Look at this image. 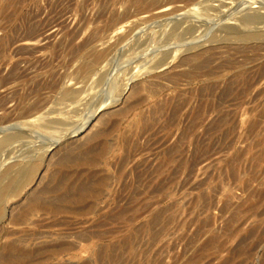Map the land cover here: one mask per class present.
<instances>
[{
  "label": "rangeland",
  "instance_id": "obj_1",
  "mask_svg": "<svg viewBox=\"0 0 264 264\" xmlns=\"http://www.w3.org/2000/svg\"><path fill=\"white\" fill-rule=\"evenodd\" d=\"M108 1L16 0L15 8L12 5L6 9L0 7V53L2 52V56L0 55V97L11 95L6 109L1 108L0 110V125L2 126L21 121L18 116L21 109L15 108L17 99L29 93L28 89L33 87L27 79L29 77H24L26 75L22 74L25 69L38 70L36 75L39 78L46 76L50 84L54 85L53 87L45 86L43 89V98L46 100L45 110L63 108L59 104L61 103L59 97H61V88L64 87V83H66L65 86H73L74 81L69 80L72 77L80 82L75 87L83 85L82 75L77 74L75 70L88 59V48L78 50L77 47H81L90 39L96 29H103L106 24L115 19L126 17L123 21L125 24L123 30L127 32L131 28L134 29L125 41L117 45L108 62V67L113 65V71L118 73L116 90L113 91L114 98L117 100L115 104L112 103L104 110H99L80 135L65 140L44 154V163L37 182L25 188L19 199H15L16 201L13 199L7 203L8 215L24 203V199L30 194L32 188L39 186L42 180L44 183L47 181L46 176L50 165L56 162L61 154L63 155L67 147L83 142L102 126L109 114L125 109L139 98L144 100L126 118L118 120V130L112 134L113 136L108 137L109 141L117 143L125 130L131 124H136L135 118L139 114L142 115L153 108L156 103L174 94V91L168 88L169 84L164 83L165 85L157 89L154 95L146 92H140L138 95V87L142 83L151 82L154 76L161 74L162 68L153 72L147 70V66L152 67V63L161 57L159 55L167 51H174L175 54L178 50L176 60L166 66V72L171 74L187 69L186 66H179L180 59L199 50L224 47L220 51L223 56L228 55L226 47L230 46L231 42L224 40L225 32L221 31L222 27L233 25L246 12L264 14V8L261 5L257 7L253 5L247 8L246 12L231 15L218 25H213L214 28L211 27V30L207 29L209 21L216 20V15H221L225 9L219 0H140L136 4H132L131 0ZM164 8H169V11L174 9L175 12L165 17H158L157 13ZM151 15L157 17L150 18ZM176 23L181 25L179 33L184 34L183 31L190 26L207 30L209 34L203 31V34L198 36L201 31L197 29L193 35L194 40L189 36H187L188 40L175 37L173 41L168 42L170 44L168 47L158 50L164 45V32L167 34L171 26ZM118 35L113 32L106 39L93 42L91 47L95 46L94 48L99 50L106 49L115 45ZM23 37L28 39L17 41ZM136 40L139 41L136 42ZM145 41H153L160 45L150 57L142 56L144 51L141 50L147 44L139 45ZM244 55L253 57L254 52L249 51ZM237 57L240 60L243 59L240 55ZM116 63L117 66L114 65ZM140 63L142 64L141 72L136 74L127 85L128 81H125L127 73L131 69V73H134L136 71L134 67L137 64L141 65ZM254 65L255 63L249 64L248 67L253 70ZM14 67L21 69V72L17 74H20V77L16 76L18 80L14 77ZM47 70H51L52 74H45ZM97 77L84 82L85 92L82 95L84 97L82 103L80 102L81 106L75 104V110H71L73 119L88 116L90 110L86 107L97 104L102 98L101 95L104 96L111 88L105 81L100 82ZM228 77L226 76L220 84L221 88L224 87ZM26 80L28 83L25 82ZM201 85H191V88L196 89ZM187 88L188 86L184 87L183 84L179 91L183 92ZM262 90H264V80L252 88L246 103L238 107L235 131L230 140L218 145L216 153L211 158L198 164L188 162L184 171L176 175L170 197L157 196L162 201L161 205L152 213L144 212L134 224L96 225V220L109 212V209H102L95 218L92 215L81 216L70 213L60 214L54 218L52 215L43 213V227L41 228H33L30 225L14 227L4 223L5 227L15 233L24 229L27 233L34 231L38 236L42 235L43 238L38 241L43 242L44 247L42 264H264V93L260 94ZM194 105H196L195 100L191 106ZM214 117L215 113L211 114L206 124ZM183 120L184 115L180 117L182 123ZM201 131L202 129L198 130V133ZM38 132H41L42 140L35 143L36 146L33 144L11 145L2 152L0 172L7 163L15 161V158L7 159L8 155L17 157L24 152L40 150L41 148L37 146L42 144L44 153L51 137L57 134L54 131L47 132V130H38ZM179 134L180 131L177 130L172 141H175ZM192 152L193 146L189 145L186 152L188 160H191ZM148 157L147 154L138 156L126 167L125 173L129 174L137 162ZM96 203L98 207L103 208L104 205L101 202ZM153 215H157L153 222L154 225L150 221ZM35 220L37 217L31 218L32 222ZM90 232L96 233L90 234ZM84 234L87 237H84ZM4 242L6 240H3ZM60 242H63V248L57 250Z\"/></svg>",
  "mask_w": 264,
  "mask_h": 264
},
{
  "label": "bare ground",
  "instance_id": "obj_2",
  "mask_svg": "<svg viewBox=\"0 0 264 264\" xmlns=\"http://www.w3.org/2000/svg\"><path fill=\"white\" fill-rule=\"evenodd\" d=\"M15 1H1L0 7L1 9H6L12 5L15 8ZM219 1L225 9L222 12L220 10L222 14H217L216 20L209 21V28L206 27L207 29H211V27L213 29V25H218L219 22L229 16L243 12L253 5L254 7L261 5L264 8V0ZM130 2L136 4L140 0H131ZM170 11L169 8H164L157 13V16L165 17L175 12L174 9ZM263 15L256 12H246L236 22L234 20V24L232 21L233 25L229 23L230 25L225 24L226 26L222 27L221 31L225 32V35H223V37L225 36L224 40L231 42L230 46L226 47L228 55H222L220 50L224 47L199 50L180 59L179 66H186L187 69L177 74L166 72V66L176 60L178 50L175 51V54L174 51H167L159 55L161 57L152 63V67L147 66V70L153 72L162 68L161 74L154 76V80L151 82L142 83L138 87V95L140 92L154 95L157 89L165 85L164 83L169 84L168 88L172 89L174 94L156 103L153 108L145 111L142 115L139 114L135 118L136 124H131L119 137L117 143H112L108 140V137L113 136L112 134L118 130V120L126 118L144 100L143 98H139L134 104L132 103L125 109L109 114L102 126L89 135L83 142H79L71 147L69 145L63 155L59 156L60 158L57 156L59 159H56V162L53 161L54 163L52 162L53 164L49 167L46 176L47 181L44 183L42 180L39 186L32 188V191L29 192L30 194L27 197L25 196L24 203L17 206L11 215H8L6 210L7 203L13 199H19L25 188L37 182V177L44 163V154L65 140L80 135L99 110H104L110 104L117 101L114 98L113 91L116 90L118 73L113 71V65H109L110 67H108V62L110 55L117 48V45L125 41L134 29L131 28L127 32L123 30L125 27L123 21L126 17L113 21L110 20L111 22L106 24L103 29H96L91 38L84 42L81 47H77L78 50L88 48V59L83 61L75 70L77 74L82 75L83 85L75 87L80 82L72 77L69 80L74 81L73 84L70 83L73 86H65L66 83H64V87L61 88V97H59L61 98V103H59L60 101L58 102L63 108H53L50 111L45 110L46 100L43 98L42 92L45 86L49 85L51 87L52 84L46 79V76L39 78L36 75L38 70L25 69L22 74L26 75L24 77H29L27 79L33 87L28 89L29 93L26 92L27 94L17 99L18 102L15 108L21 109L19 110L21 113L18 115L21 121L5 126L0 125V135H2L0 136V155L11 145L33 144L36 146L37 142L42 140L41 132H38V130L54 131L57 134L55 133L56 135L51 137V140L45 147L44 153L42 144L37 146L41 148L40 150L24 152L17 157H10V155L6 157L7 159L15 158V161L7 163L5 168L0 172V264L43 263V242H38L43 238L42 235L38 236L34 231L27 233L24 229L15 233L9 231L4 223L14 227L30 225L33 228H41L43 227V213H45L44 215H52L54 218L66 213L81 216L92 215L95 218L102 209H109V212H106L105 215L96 220V225H132L137 222L144 212L149 211L152 213L161 205L162 201L157 196L164 195L165 198H169L173 192V183L176 175L184 171L188 162L198 164L211 158L216 153L218 145L230 140L235 131V118L239 109L238 107L246 103V99L251 94L252 88L264 80ZM157 16L151 15L150 18ZM179 24L176 23L171 26L167 34L164 32V45L158 50L168 47L170 45L168 42L175 37L181 40H188L187 36L189 38L192 37L193 40L195 39L193 35L200 28L189 26L187 30L185 29L186 32L184 30V34H182L179 33L181 27ZM200 31L198 36H201L203 31L208 32L203 29ZM113 32L119 34L115 45L102 50L94 48L95 46L91 47L93 42L97 40L102 41L103 38L106 39ZM28 38L23 37L17 41ZM138 41L136 40V42ZM147 42L145 41L139 46L147 44L141 50L144 51L142 56L150 57L157 51L160 45L153 41ZM249 51L254 52L253 57L244 55ZM1 53L0 55L2 56ZM15 53L17 52L15 51ZM73 53L76 52L73 51ZM238 55L242 56L241 58L243 59L240 60L237 57ZM139 57L141 56L139 55ZM135 58L137 59L136 55ZM253 63H255V68L251 70L248 66ZM114 65L117 66V63ZM141 66L142 64H137L134 67L136 68L134 73H131L132 69L129 70L125 80L128 81L127 85L135 78L136 74L141 72ZM106 67L108 68L105 69ZM14 70L15 76H13L20 77V74H17L21 72V69L14 67ZM50 71L47 70L45 74H52ZM101 71L104 72L100 73ZM95 76H98L97 79L100 82L103 83L105 81L108 84L107 86H111V88H108L109 90L106 91L107 93L105 92L104 96L101 95L102 98H100L97 104L91 105L92 107L89 105L86 107L90 110L88 111V116H83V118L80 116L79 119H73L74 116L71 115V112L75 110V104L80 105L84 97L82 96L83 92H85L84 82H88L93 77L95 78ZM226 76L229 77L224 87L221 88L220 84ZM9 78L11 77L9 76ZM16 78L18 80V77ZM25 82L28 83L27 80ZM183 84L184 87L188 86V88L181 92L179 90ZM195 84L202 85L196 89H192L191 85ZM263 93L264 90L260 92V94ZM10 97L11 95L0 97V110L1 108L6 109L7 103L11 100ZM194 100L196 101V105L191 106ZM186 110L188 111L184 114ZM213 113H215V117L206 124L208 117ZM182 115H184L183 123L180 121ZM200 129L202 131L198 133ZM177 130L180 131V134L175 141H172ZM189 145L193 146L191 160H188L186 155ZM144 154H147L149 157L140 160L136 165L134 164L135 166L132 167L130 173L128 172L129 174L125 173L126 167L138 156ZM18 157L21 158L18 159ZM113 159L114 161H112ZM105 192L107 194H104ZM97 201L104 205L102 206L103 208L101 206L98 207ZM157 215L151 217L150 221L152 224ZM32 217H37V220L32 222ZM91 233L94 234L96 232ZM85 235L84 237H87ZM3 240H6V242L3 243ZM58 247L57 250H61L63 242H60Z\"/></svg>",
  "mask_w": 264,
  "mask_h": 264
}]
</instances>
